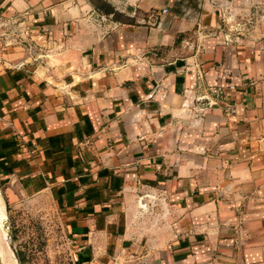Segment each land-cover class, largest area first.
Returning a JSON list of instances; mask_svg holds the SVG:
<instances>
[{"label":"crops","instance_id":"crops-1","mask_svg":"<svg viewBox=\"0 0 264 264\" xmlns=\"http://www.w3.org/2000/svg\"><path fill=\"white\" fill-rule=\"evenodd\" d=\"M230 3L0 0V182L76 264H264V22L226 41Z\"/></svg>","mask_w":264,"mask_h":264},{"label":"rangeland","instance_id":"rangeland-1","mask_svg":"<svg viewBox=\"0 0 264 264\" xmlns=\"http://www.w3.org/2000/svg\"><path fill=\"white\" fill-rule=\"evenodd\" d=\"M229 1L230 4L223 5V19L227 25L224 34L228 42L233 36L248 35L254 24L264 22V0L257 6L260 9L255 17L252 11L240 15L238 7ZM0 202L15 240L20 264H76L60 223L58 207L48 194L26 196L20 191L7 190L0 182ZM3 245L6 248L5 242Z\"/></svg>","mask_w":264,"mask_h":264},{"label":"water","instance_id":"water-1","mask_svg":"<svg viewBox=\"0 0 264 264\" xmlns=\"http://www.w3.org/2000/svg\"><path fill=\"white\" fill-rule=\"evenodd\" d=\"M3 211H4V214H5V220L2 219V221L0 220V231L1 233L3 234V239L1 238L0 239V264H6V259H3L2 258V252H8L12 255V258L9 254L7 260H11L13 261L12 259H15V261H13V264H20V260H19V256H18V253L16 251V248H15V240H14V237H13V234H12V231H11V228H10V225H9V222L7 220V217H6V213H5V210L3 208ZM5 242L6 244V248L4 247L3 243ZM1 247L3 248V251H1Z\"/></svg>","mask_w":264,"mask_h":264},{"label":"bare ground","instance_id":"bare-ground-1","mask_svg":"<svg viewBox=\"0 0 264 264\" xmlns=\"http://www.w3.org/2000/svg\"><path fill=\"white\" fill-rule=\"evenodd\" d=\"M2 219H4L5 220V214H4V211L2 210V207L0 206V220L2 221ZM3 239V234L1 233V231H0V239ZM0 246H1V244H0ZM1 251H3V248L1 247ZM3 254H2V258L3 259H6V264H13V261H15V259H12L13 261H11V260H7V258H8V256H9V254L10 253H8L7 251L4 253V252H2ZM10 256H11V258H12V255L10 254ZM9 256V257H10ZM16 262V261H15Z\"/></svg>","mask_w":264,"mask_h":264},{"label":"built area","instance_id":"built-area-1","mask_svg":"<svg viewBox=\"0 0 264 264\" xmlns=\"http://www.w3.org/2000/svg\"><path fill=\"white\" fill-rule=\"evenodd\" d=\"M167 11L165 10L164 13H166ZM2 40H0V62H2V55L4 53V51H6V49L8 48L9 44L8 43H1ZM264 142V137L261 139Z\"/></svg>","mask_w":264,"mask_h":264}]
</instances>
